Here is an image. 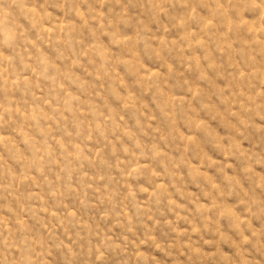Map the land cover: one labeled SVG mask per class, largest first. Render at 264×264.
I'll list each match as a JSON object with an SVG mask.
<instances>
[{"label":"rangeland","instance_id":"374dc122","mask_svg":"<svg viewBox=\"0 0 264 264\" xmlns=\"http://www.w3.org/2000/svg\"><path fill=\"white\" fill-rule=\"evenodd\" d=\"M0 264H264V0H0Z\"/></svg>","mask_w":264,"mask_h":264}]
</instances>
